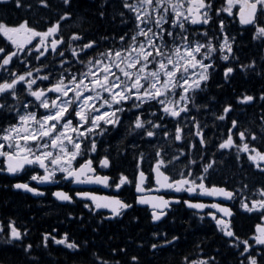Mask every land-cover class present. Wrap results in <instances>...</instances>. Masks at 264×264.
I'll use <instances>...</instances> for the list:
<instances>
[{"label": "snow or ice", "instance_id": "snow-or-ice-1", "mask_svg": "<svg viewBox=\"0 0 264 264\" xmlns=\"http://www.w3.org/2000/svg\"><path fill=\"white\" fill-rule=\"evenodd\" d=\"M14 3L21 7V0ZM61 3L65 10L46 19L43 27L27 19L12 25L0 20V173L30 172L28 181L12 187L42 196L44 192L30 182L56 185L51 195L58 201L71 204L78 198L90 212L106 211L102 220L118 218L132 207L118 191L134 185V203L147 206L152 222H162L173 205L182 203L196 210L200 220L211 218L238 264H264V184L250 189L247 183L231 187L209 180L223 163L217 154H231L237 164L247 162L264 175V110L257 132L231 117L232 103L216 112L209 103L198 102L218 67L225 82L237 70L246 75L264 72H257L255 60L240 62L234 52L236 36L223 18L227 14L230 24L238 20L241 26H251L252 40L264 44V0H220L219 5L216 0H102L101 8L118 4L111 17L114 22L119 17V29L99 38H89L85 31L66 36L65 24L73 15L68 10L71 0ZM39 4L50 7L48 0ZM213 22L218 27L210 34ZM235 100L247 106L257 98L242 92ZM259 101L264 102V91ZM202 112L206 117L211 114L213 129L217 121L229 118L230 126L220 136L214 132L208 137L209 125L199 118ZM114 133H120L117 154L131 150L135 161L131 178L121 172L113 180L98 171L111 167L107 148L104 155L98 149ZM145 146L151 150L147 155ZM60 181L114 188L117 194L65 191ZM237 200L245 213L256 217L244 237L237 235L234 213L224 204ZM6 228V243L23 244L27 229L21 230L11 219ZM4 232L0 224V233ZM55 232L42 234L45 247L51 241L80 250L81 244L70 240L67 232L59 237ZM152 237L157 241L150 244L153 250L175 247L180 240L177 235L169 239L165 232H153ZM195 247L203 252L199 244ZM31 248L32 244H23L25 252ZM111 253L125 254L126 249L112 248ZM91 255L94 264H121L98 252ZM127 264H140V259L131 255ZM180 264H215V257L189 254Z\"/></svg>", "mask_w": 264, "mask_h": 264}, {"label": "trees", "instance_id": "trees-1", "mask_svg": "<svg viewBox=\"0 0 264 264\" xmlns=\"http://www.w3.org/2000/svg\"><path fill=\"white\" fill-rule=\"evenodd\" d=\"M48 2L50 7L44 8L39 0H21V7L17 8L14 0H5L0 3V20L12 25L27 19L30 24L35 22L38 28L43 27L46 19H54L57 11L65 10L61 0ZM101 3L102 0H71L68 10L73 15L65 24L64 34L67 36L71 31H85L89 38H99L101 34L117 31L116 24L111 22L110 12L106 11L103 18L99 16V12L103 11ZM243 34L251 36L252 32L247 30ZM212 82L213 78L202 94L204 98L226 101L242 91L258 98L264 91V72L258 78L243 76L234 81L239 84L238 87L213 88L210 85ZM39 204L27 195L0 188V221L5 224V228L9 219L15 220L18 225L30 227L23 244H32L28 252L23 250L21 242L2 247L0 264H94L92 252H98L105 259L120 260L121 264H127L131 255H137L140 264H180L184 255L190 254L196 258L198 253L215 257V264H238V257L226 239L209 222L198 221L187 212H182L180 217L173 212L163 223L154 226L147 214L138 208H134L137 219L123 217L121 220H102L82 206H72L70 209L64 205L40 207ZM53 229L57 237L67 232L70 240L75 239L81 244L80 250H70L51 241L45 247L42 234L51 233ZM153 232H165L169 239L177 235L180 237L179 243L175 247L166 245L160 250H153L150 244L157 242L152 237ZM237 235L246 236L239 232ZM196 244L203 249L202 253L195 247ZM112 248H125L126 253L113 256Z\"/></svg>", "mask_w": 264, "mask_h": 264}, {"label": "flooded vegetation", "instance_id": "flooded-vegetation-1", "mask_svg": "<svg viewBox=\"0 0 264 264\" xmlns=\"http://www.w3.org/2000/svg\"><path fill=\"white\" fill-rule=\"evenodd\" d=\"M217 5H219L220 0H216ZM108 7V8H107ZM114 7H118V4H114L113 7H109L105 5L102 10L104 12H110V14L113 13ZM237 9H234V11H237ZM105 17V16H104ZM227 14H223V18H225V24L227 25V30L236 36V42L234 44V52L235 54L239 57L240 62L242 63H248L251 60H255L256 66H257V72H261L262 69H264V44H261L258 41H253L252 40V35L251 36H246L244 34H241L246 32L247 30H250L251 32L254 31V29L250 27H244L239 25L238 20L236 23L230 24L229 19L226 18ZM111 22L113 23L114 21L112 20V17H110ZM262 20H264V17H261ZM116 24L117 30L119 29V17H117L116 21L114 22ZM218 27V24L216 23H210L209 25V32L210 34L212 33V29ZM113 33V32H112ZM111 34V33H109ZM109 34H101L100 36L104 35H109ZM248 42V43H247ZM245 43V45H244ZM252 49V50H250ZM246 55V56H244ZM242 58V60H241ZM51 60V59H49ZM248 60V61H247ZM222 63V62H221ZM218 74V75H217ZM243 76H256L258 78V75L254 72L248 73L247 75L240 72L239 70L236 71V73L232 76L231 80L229 82H225L223 78V70L222 67H218L217 70L212 74L210 80L213 78V82L210 84L213 88L217 87H224V86H229V87H238L239 84L234 81H238L241 79ZM209 80V81H210ZM243 92V91H242ZM240 92L239 94H241ZM237 94V95H239ZM235 95V97L237 96ZM260 95V94H259ZM235 97L232 99H228L224 101L223 99H208L204 98V96L201 94L198 102H206L209 103L210 108L212 111L219 112L222 110V106L226 103H232L234 111L231 113V117H235L241 124V126H248L251 127L254 131L259 132V124H260V115L262 110H264V102L259 101V97L257 98L255 103L249 104L247 106L245 105H237ZM259 109V111H258ZM202 122H206L209 125V128L206 129V133L208 137H212L213 133L215 132L216 136H220L222 133V130L226 129V127L230 126V118L227 119L224 122L217 121L218 127L216 129L212 128V117L211 114L206 117L203 112L201 113L200 117ZM252 120V121H251ZM122 133V130H121ZM120 133H114L111 136H108L105 138V143H102L99 145V154L104 155L105 153V148H107L111 158H112V163L111 167L109 169H98V171L101 172V174L108 175L111 177L113 180H118L119 174L122 172L125 175L129 176L131 178L134 174L135 171V161L132 157L131 150L129 149L126 154H117V140L119 139ZM235 138V137H234ZM144 151L146 155L151 151L148 147H144ZM196 159H199L198 156L195 157ZM217 159L218 160H223V163L218 164L217 168L215 171H213L209 177V180L213 183L217 184H224L227 182V184L231 187H236L239 186L243 183H247L249 185V188L252 189L258 185L264 184V175H261L258 173L256 170L250 168L247 164V162H244L243 165L237 164L235 157L231 154L225 155L224 157H220L219 154H217ZM145 170L147 169V164H144ZM31 173L30 172H23L17 175H9L7 173H0V188L4 189H10L14 192H18L15 188L12 187L13 184L17 182H24L28 181V177ZM239 174V175H238ZM251 177V178H250ZM243 178V179H242ZM59 179V177H58ZM234 179V180H233ZM242 179V180H241ZM238 180V181H237ZM240 180V181H239ZM32 186L38 187L41 191L44 192V195L40 196L37 195L36 197H33L34 199L41 200V199H48L50 198L53 200L52 202L55 205H64L68 206L69 208H72V206H82L83 203L80 202V200L77 198L74 203H60L53 199V196L51 195V192L55 191L57 189L56 185L52 184H39L37 185L36 182H30ZM60 187H62L65 191L71 189H77V190H93V191H98L99 194H117V190L114 188H104L103 186L100 185H71L67 184L64 181H60L59 184ZM29 196L28 194H26ZM118 195L120 196L121 199L125 200L127 203L132 204V207L130 209L125 210L124 215L114 218V219H121L123 217H130V218H135L137 219L138 216L135 213V207L136 203H134L135 198L137 193L135 192L134 185L132 186H122V189L118 191ZM184 198H188V195L185 193L183 194ZM200 199L205 202V203H211L212 198L209 197H200ZM36 200V201H37ZM217 202H220V198H217ZM225 206L229 207L232 209L234 216L232 217V222L234 224V230L236 232H242L243 234H249L251 226L256 220V217L254 215H250L245 213L240 207H239V202L238 200L236 202H231V201H224ZM177 208L178 211L184 212L186 211V207L181 203L179 205H173L172 208L169 210L168 213H170L174 208ZM146 209L147 212L149 213L147 208H142ZM89 211L88 209H86ZM191 212V216L199 219V216L196 215V210H187ZM208 209H205L204 212H207ZM215 211V210H213ZM90 212V211H89ZM147 213V214H148ZM92 214L96 215L97 217L101 216H106V212H101L99 215L92 212ZM150 217V213L148 214ZM2 216L0 215V218ZM180 217V214H179ZM165 219V218H164ZM163 219V220H164ZM111 220V219H110ZM162 220V222H163ZM203 220H208L210 221L213 226L214 222L211 221L210 217L205 216ZM161 222H159L160 224ZM158 224V223H157ZM21 230H24L25 228L28 229L29 231L30 227H25V226H18Z\"/></svg>", "mask_w": 264, "mask_h": 264}, {"label": "water", "instance_id": "water-1", "mask_svg": "<svg viewBox=\"0 0 264 264\" xmlns=\"http://www.w3.org/2000/svg\"><path fill=\"white\" fill-rule=\"evenodd\" d=\"M18 190V189H17ZM19 191H21V192H23V193H29V192H25V191H22V190H19ZM29 194H31V195H33L32 193H29ZM33 196H35V195H33ZM55 198V197H54ZM56 199V198H55ZM61 202V201H60ZM137 205V204H136ZM137 206H142V207H146V205H137Z\"/></svg>", "mask_w": 264, "mask_h": 264}, {"label": "bare ground", "instance_id": "bare-ground-1", "mask_svg": "<svg viewBox=\"0 0 264 264\" xmlns=\"http://www.w3.org/2000/svg\"><path fill=\"white\" fill-rule=\"evenodd\" d=\"M108 8V7H107ZM241 60H242V58H241ZM248 61V60H247ZM218 75V74H217ZM213 96V95H212ZM215 99V98H214ZM217 99V98H216ZM258 111H259V109H258ZM252 121V120H251ZM239 175V174H238ZM251 178V177H250ZM243 179V178H242ZM241 179V180H242ZM234 180V179H233ZM238 181V180H237ZM240 181V180H239ZM62 216V215H61ZM173 234V233H172ZM243 237V236H242Z\"/></svg>", "mask_w": 264, "mask_h": 264}]
</instances>
